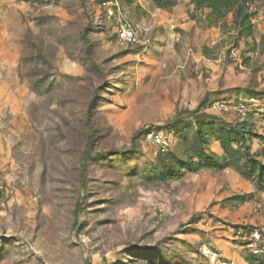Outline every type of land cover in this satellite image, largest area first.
<instances>
[{"label": "rangeland", "instance_id": "1", "mask_svg": "<svg viewBox=\"0 0 264 264\" xmlns=\"http://www.w3.org/2000/svg\"><path fill=\"white\" fill-rule=\"evenodd\" d=\"M165 3L0 0V264H264V0Z\"/></svg>", "mask_w": 264, "mask_h": 264}, {"label": "built area", "instance_id": "2", "mask_svg": "<svg viewBox=\"0 0 264 264\" xmlns=\"http://www.w3.org/2000/svg\"><path fill=\"white\" fill-rule=\"evenodd\" d=\"M120 3H122L120 0H99L100 7L105 11L109 19H115L118 15L122 14ZM113 29L116 32L118 40L125 44L136 45L142 41L137 26L129 19L119 18L117 22H115ZM259 99H261V97L251 96L250 98L248 97L238 102L234 111L240 122H247V124L250 122V116L255 113L251 108L256 105ZM216 104L220 105V103L217 102L214 103L213 106L216 107ZM247 128H249V126H247ZM150 136L160 152H166L168 150L169 143L162 132L154 130L150 133ZM239 236L242 243L252 254L264 258V221L259 226L248 227L240 231Z\"/></svg>", "mask_w": 264, "mask_h": 264}, {"label": "trees", "instance_id": "3", "mask_svg": "<svg viewBox=\"0 0 264 264\" xmlns=\"http://www.w3.org/2000/svg\"><path fill=\"white\" fill-rule=\"evenodd\" d=\"M121 2H132L134 0H120ZM159 7H163L166 5L165 0H153ZM208 5L213 9H218L219 7H225L227 9L235 8V17L237 20L240 18L246 19L247 21L250 20L251 14L249 12V5L254 0H207ZM83 40L87 44V51L90 52V44H89V37H88V28H85L83 33ZM242 127L240 130L243 132L245 137H247L251 133V124L248 122H241ZM249 126V128H247ZM251 127V128H250ZM102 154V153H100ZM93 157L92 152L87 148L83 157L82 161V173L84 174L87 170V161L89 158ZM82 174V176H84ZM243 176L247 178H254L257 181V185L260 188L264 187V165H262V169L257 170V168H253L252 171L249 173H243ZM80 212V207L77 209L76 213Z\"/></svg>", "mask_w": 264, "mask_h": 264}]
</instances>
